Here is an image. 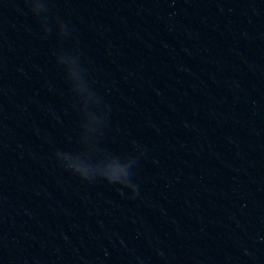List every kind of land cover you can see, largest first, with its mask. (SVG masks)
<instances>
[{
  "label": "water",
  "instance_id": "water-1",
  "mask_svg": "<svg viewBox=\"0 0 264 264\" xmlns=\"http://www.w3.org/2000/svg\"><path fill=\"white\" fill-rule=\"evenodd\" d=\"M0 264H264V0H0Z\"/></svg>",
  "mask_w": 264,
  "mask_h": 264
}]
</instances>
